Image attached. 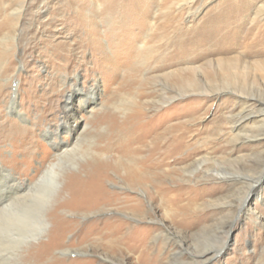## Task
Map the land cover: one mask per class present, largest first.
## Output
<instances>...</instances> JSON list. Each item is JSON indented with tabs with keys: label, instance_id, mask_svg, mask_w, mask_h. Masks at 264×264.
<instances>
[{
	"label": "rangeland",
	"instance_id": "374dc122",
	"mask_svg": "<svg viewBox=\"0 0 264 264\" xmlns=\"http://www.w3.org/2000/svg\"><path fill=\"white\" fill-rule=\"evenodd\" d=\"M114 1L112 7L109 0H0V166L22 183L37 181L54 158L55 144L74 142L66 128L52 140L45 137L44 130L61 125L63 105L70 93L75 95L72 105L84 123L88 115L82 112L84 100L79 89L95 84L89 74L97 63L104 64L102 57L106 62L113 55L121 56L125 41L122 33L131 30L130 41L136 38L131 58H121L124 62L116 77L104 75L100 79L98 100L109 95L113 98L109 101V97L101 113H111L122 122L138 109L148 115L162 112L157 120L167 119L166 126L181 125L187 133V147L181 155L195 153L182 164L171 163L170 167L182 166L183 170L166 182L181 185L175 204L190 205L192 210L183 215L177 207H162L157 201L153 220H135L117 207L89 215L60 209L66 219L79 220L80 227L67 230L62 245L39 261L37 253L48 241L53 226L50 213L69 197L60 188L70 173L85 176L73 163L100 158L91 151L105 144L108 125L94 124L80 142L72 144L74 151L62 162L56 192H51L53 182L49 178L41 190L32 188L15 198L10 187L13 182L0 176V264H51L56 260H91L93 264H151L153 260L152 264H264V52H251L261 46L257 40L264 36V0H148L145 24L124 11L133 0ZM242 6L247 7L241 15L244 30L249 32L245 41L234 46L230 37L222 40L219 50L212 47L213 41L203 45L193 42L186 46L190 50L181 63L164 65L180 42L203 23L215 14ZM139 28L140 33L132 34ZM239 29L232 27L230 31ZM228 83L261 89L241 94L227 87ZM109 85L119 86L118 93H107ZM220 87L225 90L219 92ZM16 88L17 109L10 111ZM49 104L54 108L48 109ZM18 109L23 115H18ZM16 125L33 133L27 139L4 136ZM168 138L166 135L163 142ZM125 160L134 161L132 156ZM196 161L200 165H190ZM116 179L121 181L120 177ZM119 185L107 182L109 190H129L147 203L141 189ZM2 202L9 207L3 208ZM44 212L45 232L37 236ZM111 217L135 228L154 230V236L146 241L154 259L140 257L125 250L124 245L108 252L105 239L96 235L85 238L89 230L85 224ZM210 248L215 250L214 255L204 256Z\"/></svg>",
	"mask_w": 264,
	"mask_h": 264
},
{
	"label": "bare ground",
	"instance_id": "6f19581e",
	"mask_svg": "<svg viewBox=\"0 0 264 264\" xmlns=\"http://www.w3.org/2000/svg\"><path fill=\"white\" fill-rule=\"evenodd\" d=\"M114 2V0H109L110 6L114 7ZM243 9L246 10L247 7H235L233 9H228L223 13L215 14L213 18L203 23V25H201L199 29L194 31V34L192 36L189 34V36L185 40L180 42V44L176 47L174 53H172V55H170V57L167 58L166 61L164 60L166 62V64L164 65L172 66L181 63V61L184 60L186 53L190 50L187 49L186 46L193 42H199L200 45H203L205 43H211L213 41L214 43L212 44L214 45L212 47H215V49L219 50L218 48L222 44V40L223 42H225L224 40L230 37L233 40L232 42H234V46L238 44V41H245L248 38L249 32L244 30V23L241 20ZM70 10L69 12H71ZM124 11H126L128 15L132 14L138 16L141 23L145 24L149 14L148 0H133L132 6L128 9H124ZM232 27H239L240 29L231 32L230 29ZM141 29L142 28H139V30H135L136 32L132 30V34L140 33L142 31ZM128 33H131V30L122 33L125 41L123 42V50H121L120 52L121 56L116 57V55H113L112 57L108 58L106 62L104 61L105 57H102L101 62H103L104 64L100 66L97 63V66L94 67L91 74H89V78L93 77L95 84L93 83L90 84V86L87 88L79 89L82 94L81 98H83L84 100V103L81 104V109H83L82 112L88 115H86L87 118L84 119V123L81 124L80 121L83 118L77 114L76 110H74V106L72 105L75 95L74 93H70L67 94L63 105V115L60 118L62 122L61 125H58L55 129L50 126L46 130H44L45 137L49 140H52L58 136L59 132H62L61 129L66 128V132L69 133L74 139V142L72 144H75L79 140H81L80 138L83 136V133H85V135L86 133L88 134V132H86L88 129H94V124L98 125L99 123L104 122L108 125V130L103 137L105 138V144L99 147L98 150H95V152L91 151L92 154L97 153L100 158L94 159L84 164H79L78 162L73 163L74 166L80 168L81 171L85 173V176H82L80 172L70 173L67 181L65 182L63 187L60 188V192L68 193L69 197L59 202L50 213L53 226L51 227L48 241L42 245V250L37 253L39 261L41 258L50 255L57 246L62 245L63 236L67 230L74 231L76 228L80 227L79 220L66 219L62 216V214H60V209L72 211L77 215H89L92 212H101L113 209L112 207H117L119 208V210H122L123 213L129 215L132 219L135 220H153L155 204L157 203V201L160 202V205L162 207L167 208L168 205L170 207H177L180 214L183 213V215L188 214V212H191L192 210V206L190 205L183 206L180 204H175L179 202L180 195L176 193L180 191L181 185L177 184L173 186L166 182L167 178H175V176L177 174H180L183 170L182 166L170 167L171 163L182 164L188 158L190 159L195 153V151H191L188 152L187 156L181 155L182 151L187 147V142L185 141L187 133L182 130L181 125L166 126L168 121L167 119H162L160 121L157 120V118L161 116L162 112L148 115V113H146L145 111L138 109L126 116V118L122 122H119L116 116L111 113H101L102 110L104 111L105 104L108 103V99L111 95L107 96L106 99L104 98L100 99V101L98 100L101 95L99 88L100 79L104 75L110 79L116 77L123 65L124 61L122 59L124 58L125 60H128L131 58L133 46L132 44L135 43L134 40L136 38H132L131 42ZM145 37L148 38V35ZM79 41L81 42V39ZM98 41L100 42V40ZM257 42V45L261 46H258L259 48L257 50H251V52L263 53L264 36L263 38L257 40ZM136 44H138L137 41ZM142 46H144V43H142ZM139 48L142 49L144 47L140 46ZM97 52L100 53L99 47L97 49ZM111 85H109V87H106L108 88L107 93L113 92L114 94H117L119 91V86L113 87ZM227 87L241 94H248V92H259V90L261 89L254 86L242 88L239 86H232L230 83H228ZM223 88L225 87H220L219 92L225 90ZM18 94L19 91L16 88L12 95V101L9 103L10 111H14L17 109ZM112 99L113 98L111 96L109 101H112ZM53 106L54 104H49L48 109H53ZM17 111L16 112L18 113V115H23L20 109H18ZM163 111H165V109ZM21 119L23 121L26 120L25 117ZM155 120L159 122H157L156 124H152ZM9 132V134L4 133V136L11 139L17 138L16 136H21L24 139H27V137L33 133V130L30 128L18 127L16 125V127ZM166 135H169L168 141L163 142V138ZM72 144H55V154L53 160L45 166L44 171L41 173L37 181L33 184H28L26 182L22 183V181H18V179L10 171L3 168L2 165L0 166V176L3 175V177H6L4 178L5 180L7 179L8 182H13L12 185L9 186L11 187V189H13L14 195H12L16 196L15 198H17V196L23 197L24 195H26L27 191L32 188L41 190L45 187L44 184H46V181L49 178H52L51 180L53 182V186L51 187V189H53L51 192L54 193L57 191L61 183L57 178L61 171L60 167H62V162L74 151L73 147L75 145L72 146ZM131 156L133 157L134 161H132L131 163H127L125 157ZM196 164H199V162L196 161L191 163L190 165L195 167ZM121 168H124L123 173H120ZM112 171L115 172V177L112 174ZM116 177H120L121 181H118ZM108 181H113L115 184H120L122 186H128L132 190L141 189L143 193H146L147 203L145 202V200H143V198L131 195L129 193V190L128 192H116L109 190L107 187ZM48 199L49 201L47 202H50L51 199L47 198V200ZM2 206L3 208L9 207L7 202L3 203ZM183 215L182 217H184ZM45 216V212L41 213L42 226L40 227V232L37 236H40L45 232L44 226L47 224ZM85 226L89 229L87 234L85 235V238L96 235L99 236L100 239H105V247L108 252H115L120 249V246L124 245L125 250H129L133 253H139L140 257L148 258L150 259V261L151 259H154V256L150 254V247L146 242L150 237L154 236V230H150L147 228H135V226H131L129 222L118 217L94 220L88 225L85 224ZM214 252L215 250L213 248H210V250L205 252L206 254L204 256L209 257L211 255H214ZM150 256H152V258ZM158 261L159 259H157L155 262ZM51 264L93 263L91 260H74L68 263L64 262V260H56Z\"/></svg>",
	"mask_w": 264,
	"mask_h": 264
}]
</instances>
